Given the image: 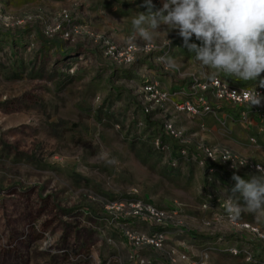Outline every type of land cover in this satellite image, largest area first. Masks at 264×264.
Segmentation results:
<instances>
[{"label": "rangeland", "instance_id": "374dc122", "mask_svg": "<svg viewBox=\"0 0 264 264\" xmlns=\"http://www.w3.org/2000/svg\"><path fill=\"white\" fill-rule=\"evenodd\" d=\"M146 11L142 0H0V264H133L107 209L131 199L177 212L167 246L187 245L189 259L179 264H264V215L235 213L231 225L222 206L229 194L219 187L235 171L261 174L219 166L208 184L196 162L201 144L235 159H263L258 135L248 129L264 123V106L253 113L209 94L208 114L175 108L194 101L196 78L253 82L201 68L178 30L168 33L170 45L156 35L150 43L160 51L124 64L132 18ZM189 43L200 41L193 36ZM144 81L167 94L160 107L148 101ZM217 112L227 135L244 131L256 148L237 151L221 134H212L220 142H208L197 127ZM184 147L187 156L180 154ZM245 222L258 233L241 230ZM178 226L185 231L173 232ZM232 246L245 253L230 254ZM142 254L150 264H168L159 251Z\"/></svg>", "mask_w": 264, "mask_h": 264}, {"label": "clouds", "instance_id": "9594fccd", "mask_svg": "<svg viewBox=\"0 0 264 264\" xmlns=\"http://www.w3.org/2000/svg\"><path fill=\"white\" fill-rule=\"evenodd\" d=\"M146 7V12L132 18L128 43L141 38L147 44L160 34L167 39L170 31L178 30L201 68L253 82L240 94L246 92L250 107L261 105L264 96L257 92L256 82L264 88V0H163L162 7L155 11L152 0H146ZM162 26H166L163 31ZM193 36L200 44L189 43ZM232 179V195L225 199L229 212L264 215V174L245 179L233 173Z\"/></svg>", "mask_w": 264, "mask_h": 264}, {"label": "built area", "instance_id": "2783aa9c", "mask_svg": "<svg viewBox=\"0 0 264 264\" xmlns=\"http://www.w3.org/2000/svg\"><path fill=\"white\" fill-rule=\"evenodd\" d=\"M61 18L63 21H68L67 13H62ZM59 26L60 24L57 25V28ZM156 51H160L159 47L151 43H144L137 47L134 43L127 42L123 51V63H131L135 59L134 56H136L137 53L149 55ZM193 82L190 94L194 97V101H185L178 105L176 104L175 108L177 110L186 111L194 116L208 114L212 111L207 98L209 94L218 101H224L239 106L244 105L253 113L261 111L264 106V101H262L260 106L250 107L246 101V92L240 94L243 89L252 87L253 84L249 86H232L219 76L196 78ZM144 89L146 91L145 94L148 95L147 98L149 102L152 103V100L155 99L154 104L156 107H160L162 105L161 102L167 98V94L159 89L157 84L153 81H147V83L144 84ZM256 90L264 96V88L259 87L258 81L256 82ZM142 110L143 114L147 115L151 112L152 106H146L144 109L142 108ZM242 117L244 119L246 116L243 115ZM166 131L174 137L178 136V134L173 131L170 124L166 125ZM199 151L200 156L196 162L205 169V179L208 184L213 181L212 174L221 171L219 166H224L228 171H234L237 167H246L251 172L260 173L261 175L264 174V172L261 171V169H264L262 164L246 160L243 165H240L245 159L233 158L231 153L224 148L210 147L209 145L201 144L199 145ZM180 154L182 156H187L185 147L180 150ZM225 156L230 157V159L224 160ZM170 164L176 167L177 161H170ZM208 206L209 202L203 204V208H207ZM222 206L226 209V213L224 214L225 220L231 225H235V213L229 212L226 201H224ZM107 209L113 210V216L110 217L109 224L118 228L120 236L122 237V242L128 249V259L133 264H150V261L144 258L142 254V251L145 249L159 251L165 256L168 264H179L188 261V247L183 241L179 242L178 245L174 247L167 246L168 234H170V228L177 213L175 210L159 207L142 199H131L124 203H113L109 205ZM143 225L147 227L145 230H141L140 228ZM239 227L243 231L258 233L257 229L247 222L242 223ZM184 231L185 230H183L181 226H178L173 232L179 234ZM260 239L264 240V235H261ZM228 252L236 256L240 255L242 252L245 253V250L243 247L238 248L232 246L228 248ZM251 257H247V260H251ZM203 258H207L206 255L203 256ZM252 260L258 261V259L254 257ZM101 264H112V261L106 259Z\"/></svg>", "mask_w": 264, "mask_h": 264}, {"label": "crops", "instance_id": "0c3cea01", "mask_svg": "<svg viewBox=\"0 0 264 264\" xmlns=\"http://www.w3.org/2000/svg\"><path fill=\"white\" fill-rule=\"evenodd\" d=\"M144 1V3H146V0H142ZM152 4L155 7V10L159 9L162 7L163 4V0H152ZM261 78H264V73L261 74ZM224 117V115L221 112H217L216 115L214 117H208L205 118L204 120H201L204 123V127L200 129V134L202 136H205V138H207V141L210 143H216V142H220L221 139L220 137H213L212 134H221L223 136H225L228 140L227 142L234 147L237 151H243V152H248L249 148H251V150L255 149L256 147H254V145L250 142V139L247 138V136L245 135L246 133L244 131H230L229 135H227L226 132H224V129L222 128V126L220 125V119ZM257 120L260 122H263L262 120H260V116H256ZM196 130V129H195ZM198 130V129H197ZM223 131V132H222ZM248 132H250L252 135H258V142L260 145H258L257 147L259 148H263L264 149V123H260V124H256L255 126H250L248 129ZM256 163H260L264 166V157L263 159H258L256 158ZM221 168L223 169L224 167L221 166ZM225 172V170H224ZM239 176H241L242 178L248 179L251 175H246V173H243V171H235L233 172ZM233 173L228 174L225 178H223V180H221L220 182V189L221 187H224L227 191V194L231 195V190L233 189V187L235 186V181L232 179ZM252 175H257V174H252ZM216 178V176H215ZM228 180L234 182L233 185L229 186L228 185ZM223 189V190H225Z\"/></svg>", "mask_w": 264, "mask_h": 264}, {"label": "trees", "instance_id": "16d2710c", "mask_svg": "<svg viewBox=\"0 0 264 264\" xmlns=\"http://www.w3.org/2000/svg\"><path fill=\"white\" fill-rule=\"evenodd\" d=\"M143 83L145 84V83H147V82L144 81Z\"/></svg>", "mask_w": 264, "mask_h": 264}]
</instances>
